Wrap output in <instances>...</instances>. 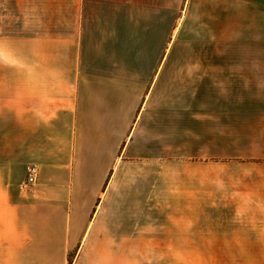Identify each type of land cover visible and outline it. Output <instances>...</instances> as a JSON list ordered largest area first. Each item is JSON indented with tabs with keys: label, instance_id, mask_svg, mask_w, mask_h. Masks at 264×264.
Segmentation results:
<instances>
[{
	"label": "crops",
	"instance_id": "0c3cea01",
	"mask_svg": "<svg viewBox=\"0 0 264 264\" xmlns=\"http://www.w3.org/2000/svg\"><path fill=\"white\" fill-rule=\"evenodd\" d=\"M4 11L28 12L29 33L13 37L10 66L0 18V264H118L117 230L145 219V178L165 193L166 162L181 182L183 156L213 139L201 126L246 116L214 82L245 54L214 44L245 39L264 0H0ZM153 26L173 28L161 51L145 50ZM28 164L38 181L23 190Z\"/></svg>",
	"mask_w": 264,
	"mask_h": 264
},
{
	"label": "rangeland",
	"instance_id": "374dc122",
	"mask_svg": "<svg viewBox=\"0 0 264 264\" xmlns=\"http://www.w3.org/2000/svg\"><path fill=\"white\" fill-rule=\"evenodd\" d=\"M27 15L0 12L10 66L13 37L29 33ZM15 18H22L17 28ZM246 18L245 39L214 44L215 50L245 54L231 59V74H216L214 82L223 89L215 97L245 100L246 116L238 121L215 113L212 129L201 126L213 139L199 138L197 152L183 156L181 182L166 162L165 193L147 186L153 180L145 178V219H134L132 230H117L118 264H264V177H256L264 176V157L256 151L264 147V12H246ZM172 29L145 27V50L167 47ZM207 176L213 181L205 188Z\"/></svg>",
	"mask_w": 264,
	"mask_h": 264
},
{
	"label": "built area",
	"instance_id": "2783aa9c",
	"mask_svg": "<svg viewBox=\"0 0 264 264\" xmlns=\"http://www.w3.org/2000/svg\"><path fill=\"white\" fill-rule=\"evenodd\" d=\"M25 173H26V179L22 184L23 190H26L37 183L39 168L36 164H28L25 168Z\"/></svg>",
	"mask_w": 264,
	"mask_h": 264
}]
</instances>
